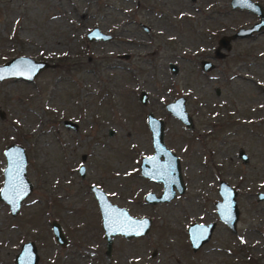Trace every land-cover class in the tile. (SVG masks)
Returning a JSON list of instances; mask_svg holds the SVG:
<instances>
[{
	"label": "rangeland",
	"instance_id": "rangeland-1",
	"mask_svg": "<svg viewBox=\"0 0 264 264\" xmlns=\"http://www.w3.org/2000/svg\"><path fill=\"white\" fill-rule=\"evenodd\" d=\"M128 4L0 0V63L17 55L48 62L29 82L0 81V185L9 143L24 149L32 184L15 216L0 202V264H14L26 240L36 246L37 264H264V200L255 195L264 192V29L231 41L225 58H210L215 68L202 72L199 60L215 47L216 35H209L220 26L225 33L247 27L255 15L231 10L226 0H176V14L168 11L171 21L163 22L173 31L175 22L176 31L157 36L153 30L149 46H131L125 39L145 38L134 24L146 17L125 12ZM131 19L135 23L128 24ZM93 26L112 40L88 42L85 32ZM166 36L176 45H161ZM122 53L129 58H118ZM179 96L191 119L188 129L164 108ZM148 112L163 121V142L178 157L184 184L181 194L155 204L142 197L158 195L161 183L138 170L140 158L152 153ZM65 119L76 129L65 128ZM219 180L236 191L235 231L214 212ZM89 185L129 215L148 217L149 230L130 239L113 236L106 257ZM51 220L61 225L64 246L53 241ZM209 221L216 227L208 244L191 251L186 226Z\"/></svg>",
	"mask_w": 264,
	"mask_h": 264
},
{
	"label": "water",
	"instance_id": "water-1",
	"mask_svg": "<svg viewBox=\"0 0 264 264\" xmlns=\"http://www.w3.org/2000/svg\"><path fill=\"white\" fill-rule=\"evenodd\" d=\"M232 8L247 10L259 17L257 22L246 28H238L233 34L220 40L219 46L215 49L219 52V57L225 56L223 50L230 49V42L236 38L249 36L252 33L260 32L264 29V11L261 6L252 0H230ZM110 36L93 27L86 32L87 41H107ZM126 57L125 54L121 55ZM170 69H176L171 63ZM47 67L44 61H36L28 56H17L0 64V81L7 78L31 81L40 71ZM209 61H200V68L206 72L212 68ZM218 89H216V93ZM138 101L144 104L146 93L141 90L138 94ZM184 97L179 96L164 104L165 110L174 118L179 120L185 128L191 127V119L184 107ZM2 115L0 114V117ZM145 122L150 135L152 153L140 159L138 164L139 173L154 183H161V191L158 195L152 192L144 194L143 201L148 204H155L170 201L175 194H181L184 190L178 157L171 152L163 142V122L161 119L148 112ZM67 127L74 128L69 121L64 122ZM239 157L246 161V156L239 151ZM4 166L2 170V182L0 185V202L8 207L10 216H15L20 208L21 202L31 193L32 185L26 177L25 168L27 156L22 146L10 143L3 150ZM83 159V158H82ZM80 177L84 175L82 165L77 167ZM90 191L98 206L100 214V227L103 231L102 238L105 240V255L110 254L112 237L119 235L125 239L144 235L150 226V219L147 217H134L129 215L127 210L110 203L105 192L95 186H89ZM217 191L220 200L214 203L215 211L219 221L227 224L231 231L235 230L238 211L235 204L236 191L224 181L218 183ZM257 200H264V192L256 193ZM53 236V241L59 245L66 244L61 227L55 221L49 222ZM213 223L198 224L190 223L186 228L188 243L190 248L195 251L205 243L211 233ZM38 254L33 241L27 240L20 244L18 252L14 255V264H37ZM90 264V263H88ZM105 264H110L106 262Z\"/></svg>",
	"mask_w": 264,
	"mask_h": 264
},
{
	"label": "flooded vegetation",
	"instance_id": "flooded-vegetation-1",
	"mask_svg": "<svg viewBox=\"0 0 264 264\" xmlns=\"http://www.w3.org/2000/svg\"><path fill=\"white\" fill-rule=\"evenodd\" d=\"M128 1H131V6L128 4V7L125 9L126 11L125 12H129L130 14H132V15H134L135 13H138V14H142L144 17H146V19H145V22H141V21H137V23H135V21H134V19H131L130 21H128V24L130 23H135L134 24V27L135 28H139L141 31H142V33H143V36L145 37V38H143V41L141 40V41H136V40H130V39H125V43H127L128 45H131V46H134V45H136V46H143V47H145V46H149L150 44H151V40H147L146 38H151V36H152V32H153V30H156V34H157V36H162L161 35V32H168V31H170V32H175L176 31V23L175 22H173V23H170V26H174V31L172 30V29H168V30H166V28H164V25L165 24H163V22H167V19H169V17H167L166 16V14H167V12L169 11V12H171V13H173V14H176V0H128ZM191 1H194V0H191ZM252 1H254V0H252ZM254 2H256V1H254ZM226 3H227V5L230 7V9L231 10H236V11H241V12H248L247 10H244V9H239V8H232L231 6H230V0H226ZM256 3H258V2H256ZM260 6H261V8H262V10L264 11V6L263 5H261L260 3H258ZM119 9V8H118ZM219 13H222L223 14V11L222 10H219ZM248 13H250V12H248ZM253 14V13H252ZM253 15H255V14H253ZM256 16V21L255 22H257L258 20H259V17L257 16V15H255ZM176 17V16H175ZM176 20V19H175ZM168 21H171L170 19L168 20ZM254 23V22H253ZM253 23H251L250 25H252ZM249 25V26H250ZM249 26H247V27H249ZM93 27H96V26H93ZM93 27H91L90 29H92ZM99 31H101V32H103V33H106V32H104L102 29H100V28H98V27H96ZM238 28H246V27H238ZM238 28H236L233 32H231V33H225L224 31H225V28L223 27V26H220V28L217 30V32H213V33H211L210 35H209V37H212L213 35H216V37H215V47H213V49H212V55L211 56H209V55H206V56H204V57H202L200 60H199V63H198V65H199V69L202 71V69L200 68V61H202V60H206V61H209L211 64H212V68L211 69H214L215 68V64L211 61V59H223V58H225V56H223V57H219V52H216L215 51V49L220 45L219 44V42H220V40L221 39H223V38H225V37H228V36H230L231 34H233ZM89 29V30H90ZM89 30H87V31H89ZM86 31V32H87ZM262 31V30H261ZM86 32H85V38H86ZM126 32V31H125ZM133 32H136L135 30L133 31ZM106 34H108V33H106ZM163 34V33H162ZM109 36H110V39L109 40H107V41H103V40H98V41H102V42H109V41H111L112 40V35L111 34H108ZM175 36V35H174ZM167 37V39H165V40H159L158 42L161 44V45H168V44H175L176 45V40L175 39H170L171 37H169V36H166ZM237 39V38H236ZM88 42H97V41H88ZM209 46H212V43H209ZM123 54H125L126 55V57H122L121 55H123ZM17 56H26V55H17ZM17 56H13V57H17ZM29 57V56H28ZM117 57L118 58H121V59H128L129 58V54H127V53H122V54H119V55H117ZM12 58V57H11ZM11 58H9V59H11ZM211 58V59H210ZM8 59V60H9ZM33 59V58H32ZM35 60V59H34ZM7 61V60H6ZM36 61H44V60H36ZM44 62H46V61H44ZM2 63H4V62H2ZM47 64H48V62H46ZM1 64V63H0ZM172 64V63H171ZM173 65V64H172ZM174 67H175V69H176V71H175V73L177 72V67L174 65ZM169 68H170V65H169ZM210 69V70H211ZM171 70V69H170ZM172 71V70H171ZM202 72H204V71H202ZM174 73V72H173ZM8 79V78H7ZM4 80V79H3ZM215 91V93H216V90H214ZM218 91V90H217ZM216 94H218V92L216 93ZM146 99H147V97H146ZM185 102V101H184ZM0 114L2 115V113L0 112ZM66 121H69L70 123H72L73 125H74V128H71V127H67V126H65L64 125V122H66ZM179 121V120H178ZM163 122V121H162ZM180 122V121H179ZM146 123V122H145ZM181 123V122H180ZM62 124H63V126L65 127V128H67V129H71V130H75L76 129V123L75 122H73V121H71V120H67V119H65V120H63L62 121ZM164 124V123H163ZM182 124V123H181ZM183 125V124H182ZM184 126V125H183ZM147 127V126H146ZM185 127V126H184ZM188 129V128H187ZM163 130H164V125H163ZM149 138H150V135H149ZM10 144V143H9ZM8 145V144H7ZM165 145V144H164ZM166 146V145H165ZM5 148V147H4ZM169 149V148H168ZM170 150V149H169ZM171 151V150H170ZM239 151H242L243 153H244V151L242 150V149H239L238 150V152H237V156H238V158L242 161V159L239 157ZM172 152V151H171ZM175 154V153H174ZM176 155V154H175ZM244 155L246 156V154L244 153ZM148 156V155H147ZM142 157H144V156H142ZM141 157V158H142ZM80 158H81V160L82 161H84V159H85V155H81L80 156ZM83 158V159H82ZM140 158V159H141ZM246 160H247V156H246ZM242 162H245V161H242ZM79 165H82L83 166V168H84V165L81 163V164H79ZM78 165V166H79ZM3 166H4V164H3ZM3 170V169H2ZM139 170V169H138ZM2 174V173H1ZM140 174V173H139ZM80 176V175H79ZM84 176V175H83ZM82 178V177H81ZM147 179V178H146ZM220 181H223V180H219L218 181V183L220 182ZM225 182V181H224ZM218 183H217V187H218ZM227 183V182H226ZM228 184V183H227ZM32 185V184H31ZM229 185V184H228ZM90 186V185H89ZM89 186H88V189H89ZM231 186V185H230ZM217 187H216V191H217ZM232 187V186H231ZM233 188V187H232ZM234 189V188H233ZM90 190V189H89ZM235 190V189H234ZM92 193V192H91ZM217 193H218V191H217ZM177 194V193H176ZM175 194V195H176ZM218 195H219V193H218ZM236 195V194H235ZM256 195V194H255ZM92 197H93V194H92ZM93 199H94V197H93ZM95 200V199H94ZM142 200H143V197H142ZM219 200H220V196H219ZM219 200H215L214 202H213V206H214V203L216 202V201H219ZM256 200H257V198H256ZM258 201H261V200H258ZM96 202V201H95ZM144 202V201H143ZM145 203V202H144ZM161 203H163V202H161ZM146 204H148V203H146ZM235 204H236V202H235ZM96 206H97V204H96ZM97 209H98V206H97ZM238 211V210H237ZM214 212H215V214H216V211H215V206H214ZM98 214H99V210H98ZM216 217H217V214H216ZM238 217V216H237ZM148 218V217H147ZM217 219H218V217H217ZM51 221H55V220H51ZM51 221H49V222H51ZM218 221H219V219H218ZM56 222V221H55ZM220 223H222V224H224V226L227 228V229H229V227L227 226V224H225L224 222H222V221H219ZM58 223V222H57ZM190 223H198V222H190ZM189 223V224H190ZM208 223H213V228H212V230H211V233H210V236H209V238H208V240L205 242V243H203L200 247L201 248H203L205 245H207L208 243L207 242H209V240H210V238H211V234H212V232L214 231V228L216 227V222L215 221H209V222H205V223H198V224H208ZM236 223V222H235ZM59 224V223H58ZM150 224H151V220H150ZM188 224V225H189ZM48 225H49V223H48ZM187 225V226H188ZM59 226L61 227V225L59 224ZM99 226H100V214H99ZM187 226H186V228H187ZM49 228H50V225H49ZM149 228H150V226H149ZM186 228H185V233H186ZM100 229H101V227H100ZM61 230H62V227H61ZM102 230V229H101ZM149 230V229H148ZM230 230V229H229ZM231 231V230H230ZM235 231V230H234ZM50 233H51V236H52V232H51V229H50ZM62 233H63V230H62ZM102 234H103V231H102ZM63 235H64V233H63ZM186 235H187V233H186ZM64 237H65V235H64ZM66 238V237H65ZM52 239H53V236H52ZM188 239V238H187ZM27 241V240H26ZM31 241V240H30ZM105 241V240H104ZM66 243H67V239H66ZM189 244V243H188ZM20 246V245H19ZM112 246V245H111ZM190 247V246H189ZM199 247V248H200ZM198 248V249H199ZM200 248V249H201ZM191 249V248H190ZM198 249H196L197 251H199ZM111 250V249H110ZM195 250V251H196ZM191 251H193L192 249H191ZM196 251V252H197ZM194 252V251H193ZM104 254H105V250H104ZM14 258V257H13ZM88 264V263H87ZM91 264V263H90Z\"/></svg>",
	"mask_w": 264,
	"mask_h": 264
}]
</instances>
